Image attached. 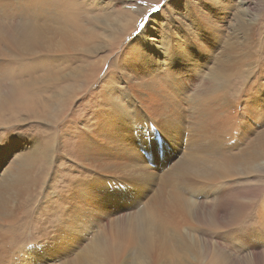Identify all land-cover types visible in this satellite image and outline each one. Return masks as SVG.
Masks as SVG:
<instances>
[{
    "label": "rangeland",
    "instance_id": "rangeland-1",
    "mask_svg": "<svg viewBox=\"0 0 264 264\" xmlns=\"http://www.w3.org/2000/svg\"><path fill=\"white\" fill-rule=\"evenodd\" d=\"M8 1L2 13L12 7ZM19 1L23 8L26 0ZM86 1L93 7L86 11L92 19L83 22L89 50L66 53L61 34L52 36L54 57L44 66L49 78L59 77L67 63L59 54L66 53L74 62L66 72L77 82L38 94L34 117L0 110V180L30 194L24 216L16 195L8 198L12 214H0V225L24 228L0 236V264H16L24 251L27 264H72L102 231L114 237L119 220L129 230L130 219L146 211L155 212L177 249L172 263L197 264L192 245L205 248L207 238L170 200L179 194L195 200L207 185L239 188L243 177H223L232 168L221 161L243 151L264 153V0L242 8L239 0ZM123 9L139 15L127 29L117 21ZM177 164L192 174L180 175ZM175 229L189 230L197 242ZM207 243L211 254L214 242ZM113 262L135 264L133 250L117 252Z\"/></svg>",
    "mask_w": 264,
    "mask_h": 264
},
{
    "label": "bare ground",
    "instance_id": "bare-ground-1",
    "mask_svg": "<svg viewBox=\"0 0 264 264\" xmlns=\"http://www.w3.org/2000/svg\"><path fill=\"white\" fill-rule=\"evenodd\" d=\"M14 2L17 6H14ZM238 2H240L239 7L242 8L248 0ZM75 3V0H26L22 8L19 0H12L10 4L12 7L7 10L9 1L0 0V13L3 7H6V11L4 10L0 16V46L5 45L9 52L5 53V48H0V110L9 109L13 115L20 110H26L30 117H34L32 109L37 103L38 94L57 86L64 90L74 81L77 82L73 72H66L74 63L66 53L75 55L76 50H89L91 37L83 22L92 19L86 15V11L89 12L93 7H87L86 0L74 5ZM90 3L93 5V2ZM115 6L117 7L118 4ZM166 7H168L167 3ZM15 13L20 14L19 18ZM8 15H10L9 20H7ZM138 16L130 9H123L118 13L117 21L123 20L127 29L134 26ZM95 18H103V16L98 15ZM107 19L108 17H105L104 22ZM147 26L146 24L141 30L142 36L145 35ZM60 34L62 37L58 39L61 40L60 42L63 41V49L66 53L59 54V57L60 59L65 58L67 63H62L65 71L59 77L49 78L50 68L44 67L45 63L51 62L54 57L50 53L54 49L49 48V42L53 40L52 36ZM149 38H152V41L157 40L154 37ZM85 56H91L90 52H86ZM164 61L174 64L170 57L164 58ZM41 69V74H38ZM61 83L65 84L60 85ZM155 147L152 146L154 149ZM164 150H168V147ZM170 152L169 158H173L176 151L171 150ZM263 156L264 153L260 151L253 153L243 151L242 155L237 158L230 156L229 160L221 161L223 166L227 165L232 168L223 177L231 174L243 177V180L238 182L242 185L239 188L231 184L220 185L218 189L207 185L202 192H197L195 200H190L180 194L170 200L171 206L174 203L173 207L176 212L182 213L186 209L199 231L214 242V252L211 254L207 252L209 249L207 239L203 240L205 248L203 246L197 250L195 245H192L196 252L197 264H264V160L261 161ZM237 167L238 172L236 173ZM176 169H182L180 175L192 174L181 164H177ZM253 175H256V178L251 182L250 177ZM14 195L20 198L17 201L21 204L24 216L29 208L27 199L30 194L27 189L9 186L5 179L1 178V215L12 214L13 209L9 206L8 198ZM156 202L154 206L159 208L161 196ZM199 207L201 208L198 209ZM245 212H247L246 217H244ZM130 221L129 230H127L128 227L119 220L122 226L119 227L120 230L118 228L114 237L104 235L105 230L102 231L101 237L103 238L92 239L93 241L82 253L72 258V264H115L113 259L116 253H124L127 249L133 250L135 264H173L174 260L179 258L177 249L169 245L167 235L155 212L146 211L143 214L134 215ZM77 226L78 224L72 225L70 228L72 241L75 237L71 230H80ZM0 227L3 228L0 236H6L5 232H9L11 236H17L22 232L18 229H24L16 228V223L5 221ZM134 231L138 232L136 236H134ZM175 231L192 237L189 230L186 232L175 229ZM221 238L225 243L217 240ZM62 241L67 242L66 239ZM196 242L197 240L192 237V243ZM24 252L25 255L18 262L14 259L16 264H27L24 260H29V257L26 251ZM35 252L38 250L36 249Z\"/></svg>",
    "mask_w": 264,
    "mask_h": 264
},
{
    "label": "snow or ice",
    "instance_id": "snow-or-ice-1",
    "mask_svg": "<svg viewBox=\"0 0 264 264\" xmlns=\"http://www.w3.org/2000/svg\"><path fill=\"white\" fill-rule=\"evenodd\" d=\"M155 11V9H153Z\"/></svg>",
    "mask_w": 264,
    "mask_h": 264
}]
</instances>
